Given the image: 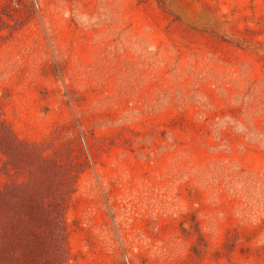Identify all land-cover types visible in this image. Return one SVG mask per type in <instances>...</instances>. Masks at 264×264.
Returning <instances> with one entry per match:
<instances>
[{"label":"rangeland","instance_id":"rangeland-1","mask_svg":"<svg viewBox=\"0 0 264 264\" xmlns=\"http://www.w3.org/2000/svg\"><path fill=\"white\" fill-rule=\"evenodd\" d=\"M0 264H264V0H0Z\"/></svg>","mask_w":264,"mask_h":264}]
</instances>
